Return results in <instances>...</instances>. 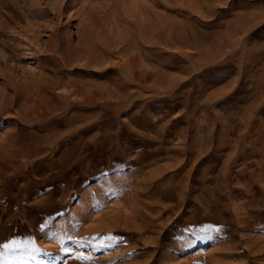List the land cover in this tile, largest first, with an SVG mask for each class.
<instances>
[{"label": "rangeland", "instance_id": "obj_1", "mask_svg": "<svg viewBox=\"0 0 264 264\" xmlns=\"http://www.w3.org/2000/svg\"><path fill=\"white\" fill-rule=\"evenodd\" d=\"M258 3L0 0V264H264Z\"/></svg>", "mask_w": 264, "mask_h": 264}, {"label": "snow or ice", "instance_id": "obj_2", "mask_svg": "<svg viewBox=\"0 0 264 264\" xmlns=\"http://www.w3.org/2000/svg\"><path fill=\"white\" fill-rule=\"evenodd\" d=\"M238 3L239 4H247V0H238ZM261 6H264V0H259V3L256 5H250V7H261ZM221 7L223 8V7H225V5L222 4ZM234 8L239 10L237 5H229V10L234 9Z\"/></svg>", "mask_w": 264, "mask_h": 264}, {"label": "bare ground", "instance_id": "obj_3", "mask_svg": "<svg viewBox=\"0 0 264 264\" xmlns=\"http://www.w3.org/2000/svg\"><path fill=\"white\" fill-rule=\"evenodd\" d=\"M51 140V139H50Z\"/></svg>", "mask_w": 264, "mask_h": 264}]
</instances>
